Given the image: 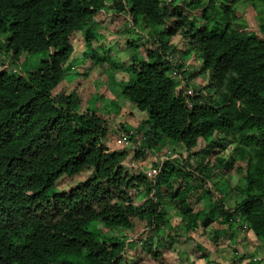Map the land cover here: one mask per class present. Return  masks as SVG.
Instances as JSON below:
<instances>
[{"label": "trees", "instance_id": "16d2710c", "mask_svg": "<svg viewBox=\"0 0 264 264\" xmlns=\"http://www.w3.org/2000/svg\"><path fill=\"white\" fill-rule=\"evenodd\" d=\"M240 2L264 4L0 0V264H171L179 241L221 264L196 238L210 227L264 245V15L251 27ZM108 81L125 105L101 101Z\"/></svg>", "mask_w": 264, "mask_h": 264}, {"label": "rangeland", "instance_id": "374dc122", "mask_svg": "<svg viewBox=\"0 0 264 264\" xmlns=\"http://www.w3.org/2000/svg\"><path fill=\"white\" fill-rule=\"evenodd\" d=\"M219 1H223L226 2L227 0H217ZM261 8L259 7L256 11L253 9V7L247 3V2H240V7H239V11L241 15H244L245 19H247L251 25V27L253 28H257V24L260 22V18L263 17L264 15V4L263 6L260 5ZM113 13L112 11L109 12L110 15H108V17L105 19L106 21L104 22L107 24H110L112 26L113 29L116 28L118 21L116 20L115 17H113V15L111 14ZM103 26V25H102ZM103 30L105 29V27H102ZM135 31V29H134ZM112 36V34L110 35ZM175 39H172V41H174ZM120 47H116V53L120 56L123 57L124 56V51H121V49H119ZM119 49V50H118ZM121 51V52H119ZM181 55H183V51L180 50L175 57H180ZM190 59H192V57H189L186 64L188 65V62L190 61ZM9 65H6V68L9 69ZM83 67H77L75 69V71L72 74H69L68 77L66 78L65 83H63L62 85H60L57 88V92L58 91H68L70 88L72 89L75 86V83L80 81L81 79L84 78V76H87L86 74H88L87 71L86 74H82L85 73L83 71ZM87 70V69H86ZM83 71V72H81ZM94 74H98L99 73V69L96 70L94 69ZM79 74L81 76H79ZM116 78V81H119L122 78L121 74H116L114 75ZM78 77H80L78 79ZM105 77H102V79H104ZM75 81V82H74ZM107 83H109V93L106 97L101 98V101L112 105V102L114 103V101H116V103L120 106L125 105V99L119 96V86L117 85V83L115 82V84L113 83V81H108ZM87 96V95H86ZM111 107V106H110ZM113 108V106H112ZM130 108H132L133 111H138L137 108L135 106H130ZM105 113L107 112V110H103ZM136 114V113H135ZM143 117V116H142ZM141 117V118H142ZM117 134L116 132L112 129L111 133H109L108 135V139L110 141H113L114 138H116ZM129 144H127L128 146ZM173 151L174 153H181L183 151V149L181 148V146L178 143H170V147H162L159 149V154L160 155H170L173 156ZM154 157H149V159L142 165V166H148V170H151V166L152 163L154 161ZM125 170L129 173H133L134 171L138 170L140 168V165L138 164L137 160L134 157V154L132 152V154H130L127 159L125 160L124 164H123ZM86 176L83 175L81 177H78L77 179H84ZM226 185V189L223 191L224 194H227L228 190H227V182L224 179L223 181ZM237 182V181H236ZM233 183V182H232ZM177 185V183H176ZM230 199V198H229ZM207 202V200H203V204ZM232 202V200L230 201ZM203 204L196 206V210L198 209H202L203 208ZM168 211L171 212L175 218L177 219V222L179 221V215L177 213L173 212V209L169 206L167 207ZM239 224H242L241 221L238 222ZM98 227L101 230H106L105 226L99 222L97 223ZM213 226V225H212ZM235 227V226H234ZM233 228V227H232ZM238 228V227H237ZM239 229V228H238ZM212 227L208 228L207 230L203 229L202 231L197 232V240L199 242H201L202 246L205 247L209 246L212 251H213V257H215L218 261L221 262V264H246L248 259L252 256V257H257L260 258L264 255V245L262 243H260V241H256L255 238L253 237L251 231H249L247 229V227L243 226L242 228H240L238 234H236L234 232L233 234V239L230 238H226V239H218L216 240L214 237V234L211 232ZM109 235H116L119 234L120 236L123 237H128L130 240L132 239L131 234L127 231V230H113V231H109L108 232ZM216 240V241H215ZM218 241V242H217ZM215 243L217 245H215ZM238 245L242 246L239 247ZM174 251L167 255V260H169L171 262V264H192V258L189 261V259L187 260L188 257V252H190L192 244L188 243L185 244L183 243V241H179L178 244H176ZM217 247V248H216ZM246 255V257H244V260H240L239 258H237V256H239L240 254ZM198 264H203L204 260H198V262H196ZM149 264H155L154 262H151Z\"/></svg>", "mask_w": 264, "mask_h": 264}, {"label": "clouds", "instance_id": "9594fccd", "mask_svg": "<svg viewBox=\"0 0 264 264\" xmlns=\"http://www.w3.org/2000/svg\"><path fill=\"white\" fill-rule=\"evenodd\" d=\"M149 172H152V175H149ZM153 172H154V170H153V169H151V170H148V172H147V175H148V177H149V178H152V177H154V174H153Z\"/></svg>", "mask_w": 264, "mask_h": 264}, {"label": "built area", "instance_id": "2783aa9c", "mask_svg": "<svg viewBox=\"0 0 264 264\" xmlns=\"http://www.w3.org/2000/svg\"><path fill=\"white\" fill-rule=\"evenodd\" d=\"M149 175H152V172H149Z\"/></svg>", "mask_w": 264, "mask_h": 264}]
</instances>
